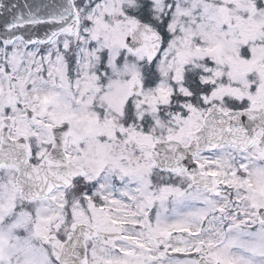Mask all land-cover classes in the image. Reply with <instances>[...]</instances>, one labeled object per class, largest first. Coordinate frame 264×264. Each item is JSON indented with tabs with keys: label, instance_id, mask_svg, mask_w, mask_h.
I'll use <instances>...</instances> for the list:
<instances>
[{
	"label": "snow or ice",
	"instance_id": "6c2138e0",
	"mask_svg": "<svg viewBox=\"0 0 264 264\" xmlns=\"http://www.w3.org/2000/svg\"><path fill=\"white\" fill-rule=\"evenodd\" d=\"M0 264H264V0H0Z\"/></svg>",
	"mask_w": 264,
	"mask_h": 264
},
{
	"label": "water",
	"instance_id": "95a60500",
	"mask_svg": "<svg viewBox=\"0 0 264 264\" xmlns=\"http://www.w3.org/2000/svg\"><path fill=\"white\" fill-rule=\"evenodd\" d=\"M19 3L23 4L24 0H18ZM29 2H33L36 4L42 3V2H47V0H29Z\"/></svg>",
	"mask_w": 264,
	"mask_h": 264
}]
</instances>
